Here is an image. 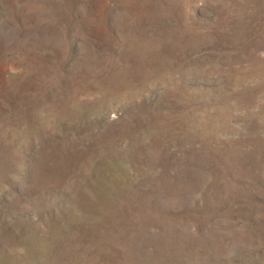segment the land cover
<instances>
[{"label":"rangeland","instance_id":"1","mask_svg":"<svg viewBox=\"0 0 264 264\" xmlns=\"http://www.w3.org/2000/svg\"><path fill=\"white\" fill-rule=\"evenodd\" d=\"M0 264H264V0H0Z\"/></svg>","mask_w":264,"mask_h":264}]
</instances>
